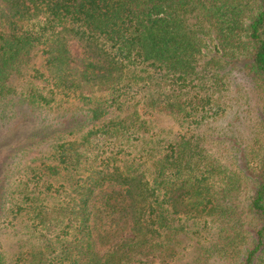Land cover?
<instances>
[{"label":"trees","instance_id":"1","mask_svg":"<svg viewBox=\"0 0 264 264\" xmlns=\"http://www.w3.org/2000/svg\"><path fill=\"white\" fill-rule=\"evenodd\" d=\"M0 151V264H264V0H0Z\"/></svg>","mask_w":264,"mask_h":264},{"label":"rangeland","instance_id":"2","mask_svg":"<svg viewBox=\"0 0 264 264\" xmlns=\"http://www.w3.org/2000/svg\"><path fill=\"white\" fill-rule=\"evenodd\" d=\"M155 116L151 119H149L150 127H151V134L155 135L156 137L159 138H165L169 139L171 138L174 133L179 130V126L176 123V121L167 115L164 114H154ZM47 151L43 150L41 152L35 151L31 153L24 163L29 164L30 166L34 164V159L39 156L45 154ZM4 152L0 151V163L4 160L3 154ZM38 163V162H35ZM1 165V164H0ZM15 173H12L11 176H15ZM1 180V178H0ZM13 181H10L9 186H10V191L11 193L13 192ZM17 185V183H14ZM2 195V189L0 188V211L1 215H3V210L1 209L3 206V199L4 197ZM16 222L13 221L12 223L8 221H3L1 220L0 216V243H2L3 248L7 254L8 257H10L12 254L17 253L20 249L18 247V243H24V250L30 248L32 243H34L32 240H27V237L24 236V230H20L18 226H15ZM187 253H191V250L188 249ZM189 258V254H188ZM188 258H184L180 263L183 264L188 260Z\"/></svg>","mask_w":264,"mask_h":264}]
</instances>
